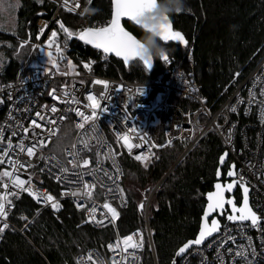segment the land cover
I'll return each instance as SVG.
<instances>
[{"label":"built area","instance_id":"1","mask_svg":"<svg viewBox=\"0 0 264 264\" xmlns=\"http://www.w3.org/2000/svg\"><path fill=\"white\" fill-rule=\"evenodd\" d=\"M52 1L54 7L41 20V30L26 61L18 68L13 80L0 83V109L5 110L0 123V173H12L7 177L0 175V196L6 198L5 210L8 212L7 217H0V227L5 223L9 225L0 232V243L10 229L25 234L43 210L49 208L58 212L64 207V202L69 201L82 213L81 224L96 228L111 226L114 233L106 243L105 253L97 248H87L76 256V264H112L113 260L120 264H143L147 254L154 264H159L149 224L154 195L206 134L215 132L236 164L237 177L243 178L241 181L250 188L251 205L261 217V224L254 227L250 221L225 223L202 245L191 247L180 258V264H264V44L257 63L214 110L202 94L194 70L186 71L175 66L170 56L167 62L162 60L163 71L158 77L136 80L122 73L114 61L115 56L95 48L97 52L87 53L86 48L91 46L81 41V45L76 44L60 27L63 21L59 12L64 10L83 16L91 0ZM105 24L98 21L94 27ZM89 26L84 23L75 29V33ZM53 31L57 36L49 46ZM194 43L192 40L189 45L188 56L192 62ZM57 46L63 51V59L56 52ZM49 51L57 59L58 72L48 63ZM69 60L75 65L74 69L69 67ZM85 64L90 67L85 68ZM110 66L114 67L115 74L106 73ZM240 75L241 71H237L233 80ZM95 80H106L108 84L93 83ZM53 89L59 100L49 96ZM89 94L94 95L108 111L99 115L100 110H97L98 119L83 122L75 114V109L91 115ZM177 96L187 98L190 106L182 107L173 99ZM53 105L57 108L56 113L51 112ZM37 112L40 117L36 116ZM125 116L129 117L128 121H125ZM33 119L42 126L33 125ZM81 123L84 124L82 128L77 126ZM69 132L71 142L58 154L53 146L60 136ZM124 135L138 147L130 152L124 144ZM176 144H182L183 151L142 201L143 225L128 232L133 243L141 246L125 248V236L119 230L117 220H113L111 213L104 208V204L109 203L120 212L129 204L123 185L125 170L122 158L127 156L144 162L154 158L158 149L175 147ZM29 147L33 148L31 156L27 151ZM137 155L147 156V160L138 161ZM84 159L89 160L88 165L83 164ZM62 169H67V172ZM16 176L40 198L17 188L12 183ZM85 182L94 185L91 197L85 194ZM77 189L80 195L76 197L61 194ZM48 194L59 201V209H52L51 201L44 202ZM24 198L34 207L28 209L26 219L18 223L14 216ZM77 203L84 207L77 208ZM93 207L96 208L92 214L94 221L88 218V210ZM109 244H119V247L110 249ZM241 252L244 255H238Z\"/></svg>","mask_w":264,"mask_h":264},{"label":"trees","instance_id":"2","mask_svg":"<svg viewBox=\"0 0 264 264\" xmlns=\"http://www.w3.org/2000/svg\"><path fill=\"white\" fill-rule=\"evenodd\" d=\"M53 7L52 0L43 3L21 0L18 7L19 32L13 34L0 30V40L10 42L0 45L7 55L0 71L2 83L14 79L41 30L40 20L46 18ZM187 9L173 13L170 17L174 27L185 34L188 44L162 43L175 66L186 71L194 70L202 94L215 110L263 53L264 0H187ZM111 13L112 0H91L83 16L61 10L59 17L70 30L84 23L90 26H95L98 21L108 23ZM124 24L141 39V27L127 20ZM72 39L81 45L79 40ZM192 40L195 42L194 62L188 56ZM86 52L92 54L97 51L88 47ZM113 58L122 73L130 79H153L163 71L160 57L154 59L152 69H148L139 59L125 65L120 58ZM237 71H241V75L233 80ZM106 73L115 74L114 67L110 66ZM173 99L184 108L190 106L185 97ZM4 113L5 110L0 109V123ZM70 133L56 140L53 146L55 152L61 154L62 147L71 142ZM174 148L162 152L158 161L146 170L142 169L140 162L127 156L122 158L125 170L123 185L129 198L128 206L120 210L117 220L122 233L143 225L140 203L147 190L162 178L179 157L184 146L176 144ZM224 150L220 137L215 132L207 133L156 191L149 224L159 264H172L177 249L196 236L206 204L205 196L213 188L219 156ZM235 197L240 203L241 191ZM82 220V213L69 201H65L64 207L58 212L49 208L43 210L25 234L17 229L6 232L0 243V264H76V256L87 248H97L105 253L106 243L114 235L113 228H96L81 224ZM148 258L147 264H154L152 257Z\"/></svg>","mask_w":264,"mask_h":264},{"label":"snow or ice","instance_id":"3","mask_svg":"<svg viewBox=\"0 0 264 264\" xmlns=\"http://www.w3.org/2000/svg\"><path fill=\"white\" fill-rule=\"evenodd\" d=\"M156 0H112V6H113V12L111 20L102 27H88L83 29V31H80L79 33H74L70 31L68 28L64 27L63 23L60 24V27L64 30V32L68 35V37H72L74 35H78L79 40L84 41L87 44L93 45L96 49H102L105 54L108 53H115L117 57H122L125 64L129 62V60L136 58L141 61H143V64L150 69L153 65L152 58L146 57L144 54V46L141 43L139 39H137L134 35H132L130 32L126 31L125 28L121 25V18L122 17H129L132 20H134L137 24H139L138 17L142 15L146 10L151 9L155 5ZM166 23H162L159 28V38L161 41L168 42V41H177L181 44L187 45L188 40L185 38L184 34L178 30H173V26L171 21L168 17H165ZM57 36V33L53 31L51 33V37L49 38L48 44L51 45V41L53 38ZM25 43H27L25 41ZM33 47H36L33 45ZM56 52L59 54V58L63 59V51L62 49L57 46ZM48 56V63L53 65L55 67V70L59 71V66L57 63V59L53 57V54L51 51L47 53ZM163 61L167 62L169 60V56L167 54H163L160 57ZM68 65L70 68H75V65L72 63L71 60L68 61ZM85 68H89V64L84 65ZM83 83V81H81ZM93 83L101 84L107 86L108 81L106 80H95ZM187 83V82H186ZM119 91V89H117ZM139 91H143L140 89ZM67 94V93H66ZM49 96L53 97L56 100H59L58 96H55V89H53L51 92H49ZM87 99L91 101V103L88 105L91 109V115H85L79 108L75 109V114L78 117L82 118L83 122L87 121H95L98 119V111L99 115H102L104 112L108 111V108L106 106L102 107L100 101L92 94H89ZM52 113L57 112V108L55 105L51 108ZM37 117H40V113H36ZM63 119L64 117H60ZM43 118L41 117V120ZM125 121L129 120V117L125 116ZM54 123V121H52ZM36 127H41V124L37 123V120L33 119L31 122ZM78 127H83L84 124L81 123L77 125ZM135 124L132 125L133 130H135ZM25 132L28 131L27 128L24 129ZM93 131H95V128H93ZM119 136L120 134L117 133ZM124 144L127 147V149L131 152L134 147H138L136 145H133L129 142V137L127 135L123 136ZM99 142V141H98ZM87 142L85 141V144ZM171 143V141H169ZM161 147V146H157ZM28 154L31 156L33 154V148H28ZM227 155V153L225 154ZM136 160L142 161L147 160V156L137 155ZM225 156L222 155L220 157L221 162H224ZM84 165L89 164V160L84 159L83 160ZM145 167H148L147 163L144 164ZM233 167H235L233 165ZM62 171L67 172V169H62ZM0 175L3 176H12V173L5 171L3 173H0ZM221 173L219 170H217V176H220ZM228 175L231 177L234 175L233 171L230 169L228 172ZM60 177L58 176L57 179ZM243 178H241L242 180ZM78 182V181H77ZM12 183L19 189H22L25 192H31V188L25 187V181L20 179L19 176H16L15 179L12 181ZM236 184V181L233 180L232 183H228L226 185H222L221 183H216L215 185V191L209 192L207 194L208 197V203L206 208L203 209V218L202 223L200 225V231L197 237L194 240H188L187 243H184L179 249L176 255L179 257L181 254L185 252L186 249L189 248L190 245H201V243L205 240L206 237L210 236L213 232H216L219 228V222L212 218L211 219V227H208L207 221L210 218V213L215 215L217 210H221V212L225 208V204L231 205L232 213L227 216V219L229 221H250L251 225L254 227L260 226L261 224V217L258 216L256 211H253V209L249 205V198H248V192L249 189L247 186H245L243 183L239 185V187L243 188L244 197H243V203L238 208L237 203L234 202L232 199H225V191L226 190H232L234 185ZM94 185H89L87 182L84 183L83 187L85 189V194L89 197L92 196L91 187ZM18 194V193H17ZM31 194L39 199L40 197L37 195L36 192H31ZM62 195H71L72 197H76L80 195V190L77 189L74 192H64L61 193ZM5 201L6 198L4 196H0V217H7L8 212L5 210ZM51 201V207L52 209L56 210L61 207L59 201H57L51 194H48L44 197V202L47 203ZM8 203H11L10 201H7ZM77 208H83L84 205L81 203L76 204ZM104 208L108 210L109 213H111V218L114 220L119 215L117 209L113 207L109 203L104 204ZM89 220H95V216L92 215L96 212V208H90L89 210ZM239 213V215H236L235 213ZM9 225L5 223L3 227H0V232H3L5 229H7ZM123 243L124 247L127 248L130 244L133 248H138L141 245L139 243H133V237L131 235L123 237ZM108 247L110 249H113L115 247H119V244L113 245L109 244ZM243 247V246H241ZM253 256H255V249L252 251ZM131 255V254H129ZM238 255H244L243 252L238 253ZM90 258V257H89ZM103 264V262H101ZM112 264H120L119 261L113 260ZM175 264V262H174Z\"/></svg>","mask_w":264,"mask_h":264},{"label":"clouds","instance_id":"4","mask_svg":"<svg viewBox=\"0 0 264 264\" xmlns=\"http://www.w3.org/2000/svg\"><path fill=\"white\" fill-rule=\"evenodd\" d=\"M21 0H0V27H11L13 14ZM187 9V0H156L155 5L138 17L139 26L143 29L140 41L144 46V54L152 59L166 54V48L159 38L162 23H166L165 17L173 13H179Z\"/></svg>","mask_w":264,"mask_h":264},{"label":"water","instance_id":"5","mask_svg":"<svg viewBox=\"0 0 264 264\" xmlns=\"http://www.w3.org/2000/svg\"><path fill=\"white\" fill-rule=\"evenodd\" d=\"M112 12H113V6H112ZM111 17H112V13H111ZM168 18H169V20H170L171 23H172L173 30H178V29H176V28L174 27V23H173L171 17L169 16ZM110 20H111V18H110ZM110 20H109V21H110ZM125 20L132 22L133 24L137 25L138 27H140V26H139L134 20H132V19L129 18V17H122V18H121V25L125 28V30L128 31V32H130L132 35H134L137 39L140 40V38H139L136 34H134V32H132L129 28H127V27L125 26V24H124V21H125ZM106 24H107V23H106ZM106 24H105V25H106ZM105 25H104V26H105ZM65 27L68 28L67 26H65ZM89 27H94V26H89ZM100 27H102V26H100ZM87 28H88V27H87ZM68 29H69V28H68ZM81 31H83V30H81ZM178 31L182 32L181 30H178ZM78 33H79V32H78ZM182 33H183V32H182ZM183 34H184V33H183ZM184 36H185V34H184ZM72 38L79 40L78 35H74V36H72ZM185 38L187 39L186 36H185ZM79 41L85 43V42L82 41V40H79ZM162 42H163L164 44H168V43H170V42H177V41H168V42H164V41H162ZM85 44H87V43H85ZM87 45H89V46L95 48L93 45H90V44H87ZM95 49H96V48H95ZM97 50L103 51L102 49H97ZM109 54H111V55L117 57V56L115 55V53H109ZM117 58H120L121 60H123L122 57H117ZM134 59H136V58H133V59L129 60V62H128L127 64H125V63H124V64H125V65H129L130 62H131L132 60H134ZM123 62H124V61H123ZM152 62H153V65H152V67H151L150 69H152L153 66H154V59H152ZM226 153H227V155H225ZM222 155L225 156L224 162H221V160H220V157H221ZM229 159H230V157H229V153H228V151H227V150H224V151L220 154V156H219V160H218V161H219V164H218V167H217V170L220 171L221 175H220V176H217V170H216V179H215V181H214L213 188H212L210 191H208V192L206 193V196H205V197H206V204H205V207H204V208H206L207 203H208V197H207V194H208L209 192H213V191L216 190V189H215V185H216V183L219 182V183H221L222 185H226V184H228V183H232L233 180L236 181V184L234 185V187H233L232 190H226V191H225V199H226V200H228V199H232L234 202H236V197H235V195H234V192H235V190L239 187V185H240L241 183H243L245 186H247L244 182H242V181L237 177L236 164H235V162H233V161L229 164L228 171H227V178H231V180H229V181H223V179H222V178H223V175H224V174H223V167L226 165V163L229 162ZM233 165H234L235 167H233ZM230 169H231V170L233 171V173H234V175L231 176V177L228 175V172H229ZM247 187H248V186H247ZM240 189H241V192H242V200H241L240 203L236 202L238 208L242 205V203H243V197H244L243 188L240 187ZM248 189H249V192H248L249 205H250V207L252 208V205H251V197H250V188L248 187ZM142 207H143V202L140 203V209H142ZM252 209H253V208H252ZM253 211H254V210H253ZM230 214H233V213H232V209H231V205H228L227 203L225 204V208H224V210H223L222 212H221V210H217L216 213H215V215H213V214H211V213L209 214V215H210V218H209L208 221H207L208 227H211V219L214 218V219H216V220L219 222V228H218V230H217L216 232H213L210 236L206 237L205 240L201 243V245H202L206 240H208L209 238H211L212 236H214L215 234H217V233L219 232L220 228L222 227V225H224L225 223H229V222H232V223L239 222V221H229V220L227 219V216L230 215ZM235 214H236V215H239L238 212L235 213ZM202 218H203V213H202V216H201L200 225H201V223H202ZM223 218H225V222L223 221ZM199 231H200V226H199V230H198L196 236L193 237V238H191V239H189V240H194V239L197 237V235L199 234ZM185 243H187V242H185ZM182 245H183V244H182ZM182 245H181V246H182ZM181 246H180V247H181ZM193 246H195V245H194V244H193V245H190L189 248L186 249L185 252H184L183 254H181V255L178 257V256L176 255V253L178 252V249L180 248V247H179V248L177 249V251L175 252L174 257L172 258L171 263L174 264V262H175V264H180V258H181L185 253H187L188 250H189L191 247H193Z\"/></svg>","mask_w":264,"mask_h":264},{"label":"rangeland","instance_id":"6","mask_svg":"<svg viewBox=\"0 0 264 264\" xmlns=\"http://www.w3.org/2000/svg\"><path fill=\"white\" fill-rule=\"evenodd\" d=\"M40 3H43L45 0H38ZM20 5V4H19ZM19 7V6H18ZM18 7L16 9V11L14 12L13 14V24L11 27H0V30H5L7 32H10V33H13V34H17L19 32V23H18ZM40 22L42 23V21L40 20ZM70 31L74 32L75 33V28L71 27L70 28ZM3 43H7V44H10L9 41L7 40H0V45L3 44ZM7 60V55L5 53V50L3 49H0V71L2 70L3 68V65H4V62ZM0 83L1 80H0ZM175 149L174 147H169V148H163V149H158L157 150V154L154 158L152 159H149L147 161H144V162H140L141 164V167L142 169L146 170L148 169L149 165L155 163L158 161L159 159V156L162 154V152H166L167 150H173ZM184 159V158H183ZM183 159L180 161L182 162ZM176 160V159H175ZM174 160V161H175ZM179 162V163H180ZM147 163L148 167H145L144 164ZM174 163V162H173ZM172 163V164H173ZM171 164V165H172ZM171 167V166H170ZM174 170V169H173ZM173 172V171H172ZM163 184V183H162ZM149 190H147V193L146 195L144 196V198L142 199V201H144V199L146 198L147 194H148ZM138 202H141V200H137ZM154 201V199H153ZM30 205V207L27 208V205ZM33 203H31V201H29L27 198H24L23 201H22V204L19 205L17 211H16V215L14 216L16 222L18 221V223H22L23 220L26 219L27 217V213H28V209H31L33 208ZM28 210V211H27ZM150 212H151V207H150ZM119 215L116 217V220L119 219V216H120V212H118ZM122 233V232H121ZM124 236H129L130 234L128 232H125V233H122ZM127 248H132L131 244L127 247ZM149 254H147L146 256H144V260H143V264H147V262H149Z\"/></svg>","mask_w":264,"mask_h":264},{"label":"flooded vegetation","instance_id":"7","mask_svg":"<svg viewBox=\"0 0 264 264\" xmlns=\"http://www.w3.org/2000/svg\"><path fill=\"white\" fill-rule=\"evenodd\" d=\"M232 162V160H230L229 159V162L228 163H226V165L223 167V181H229V180H231V178H227V171H228V167H229V164ZM239 191H241V189H240V187H238L236 190H235V192H234V195H237L238 194V192ZM242 193V192H241ZM236 202H237V200H236Z\"/></svg>","mask_w":264,"mask_h":264}]
</instances>
